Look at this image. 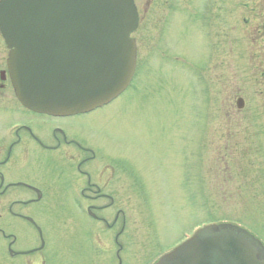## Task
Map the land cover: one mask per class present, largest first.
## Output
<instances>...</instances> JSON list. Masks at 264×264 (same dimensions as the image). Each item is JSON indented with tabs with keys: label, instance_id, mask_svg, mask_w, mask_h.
I'll use <instances>...</instances> for the list:
<instances>
[{
	"label": "rangeland",
	"instance_id": "374dc122",
	"mask_svg": "<svg viewBox=\"0 0 264 264\" xmlns=\"http://www.w3.org/2000/svg\"><path fill=\"white\" fill-rule=\"evenodd\" d=\"M138 1L136 80L111 106L90 115L44 119L21 105L9 76L0 78V170L10 180H29L45 190L41 202L21 207L38 219L51 242L30 264H113L124 216L120 240L124 253L134 255L131 264H152L182 235L211 219L235 220L264 240V0ZM7 56L0 37V71L7 68ZM240 97L244 106L238 108ZM16 120L27 122L33 134L17 131L10 139L17 143L10 164L2 165L10 142L3 127ZM53 125L95 150L84 167L95 182L102 183L101 164L119 165L114 183L100 188L116 201H90L96 214L115 221L112 227L83 211L80 194L88 183L73 167L84 152L66 142L44 149L36 140L51 144L62 138L52 136ZM128 169L147 180L132 179ZM90 185L91 191L100 190ZM28 188L0 195V226L19 235L17 248L38 242L25 221L5 215L9 201L32 200ZM119 207L124 211L118 213ZM2 235L0 264H26L8 256L13 238ZM94 238L102 243L100 251Z\"/></svg>",
	"mask_w": 264,
	"mask_h": 264
},
{
	"label": "water",
	"instance_id": "95a60500",
	"mask_svg": "<svg viewBox=\"0 0 264 264\" xmlns=\"http://www.w3.org/2000/svg\"><path fill=\"white\" fill-rule=\"evenodd\" d=\"M137 25L134 0H1L16 94L26 106L55 115L106 103L135 70L130 34ZM157 264H264V249L241 229L212 224Z\"/></svg>",
	"mask_w": 264,
	"mask_h": 264
},
{
	"label": "flooded vegetation",
	"instance_id": "af4514ba",
	"mask_svg": "<svg viewBox=\"0 0 264 264\" xmlns=\"http://www.w3.org/2000/svg\"><path fill=\"white\" fill-rule=\"evenodd\" d=\"M57 139H58V141H62V142L74 141L73 137H71L70 139L69 138H65V137L63 139H61V138H57ZM79 156H80V158H79V162L77 163L76 168L83 173L82 174V177H83L82 179H84L86 184L88 183L87 190H85V188L82 187L83 197H85L88 200L99 201V200H106V199L110 200L109 196H112L113 197V201H115L116 200L115 195L111 194L109 191H107V192L103 191V190L101 191V189L105 188L109 184H111L112 183L111 181H113V183H114V181L118 177L116 175V171L117 172L119 171V168H117L118 165H116V167H110V166H104V168L102 167V170L99 173L100 174V182H102V183H97V182L94 181L96 178L93 177V174H92L93 172L90 171L88 168H84V167H87V165L89 164L87 162H84L85 159L88 158L89 156L88 157L84 156L83 153H80ZM107 170H112V171L110 173H107ZM91 182L96 183L99 186L98 188L99 189L101 188V189L99 191H91V187H92L90 185Z\"/></svg>",
	"mask_w": 264,
	"mask_h": 264
},
{
	"label": "trees",
	"instance_id": "16d2710c",
	"mask_svg": "<svg viewBox=\"0 0 264 264\" xmlns=\"http://www.w3.org/2000/svg\"><path fill=\"white\" fill-rule=\"evenodd\" d=\"M258 70V69H257ZM261 71V70H260ZM263 75H264V72H263Z\"/></svg>",
	"mask_w": 264,
	"mask_h": 264
}]
</instances>
